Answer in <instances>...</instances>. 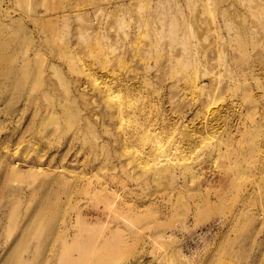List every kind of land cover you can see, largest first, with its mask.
I'll return each mask as SVG.
<instances>
[{
  "label": "rangeland",
  "instance_id": "374dc122",
  "mask_svg": "<svg viewBox=\"0 0 264 264\" xmlns=\"http://www.w3.org/2000/svg\"><path fill=\"white\" fill-rule=\"evenodd\" d=\"M0 264H264V0H0Z\"/></svg>",
  "mask_w": 264,
  "mask_h": 264
},
{
  "label": "bare ground",
  "instance_id": "6f19581e",
  "mask_svg": "<svg viewBox=\"0 0 264 264\" xmlns=\"http://www.w3.org/2000/svg\"><path fill=\"white\" fill-rule=\"evenodd\" d=\"M8 156H5L4 155V158L3 159H5V158H7ZM35 168H37L38 169V167H35ZM11 170V173L13 174L14 172H15V169L14 168H9V167H7V169L6 170ZM54 169H58L57 167H55ZM39 170V169H38ZM59 170V169H58ZM52 173H57V171H52ZM60 173H61V169H60V171H59V175H60ZM36 174H38V173H36ZM58 175V176H59ZM44 206H45V204H43ZM42 211H43V207L42 206H40L39 208H38V210H36L33 214H32V216H30L29 218H28V222H26V224L25 225H30V224H32V221H34L35 219H37L38 217H41V215H42ZM46 225H51L52 224V222H50V219H43L42 220ZM63 226H64V228H67V227H71V222H65L64 224H63ZM53 238H52V236L51 235H47L43 240L44 241H46V240H52ZM36 240L37 241H40L41 240V238L38 236L37 238H36Z\"/></svg>",
  "mask_w": 264,
  "mask_h": 264
}]
</instances>
